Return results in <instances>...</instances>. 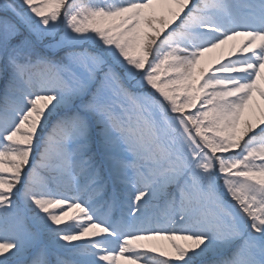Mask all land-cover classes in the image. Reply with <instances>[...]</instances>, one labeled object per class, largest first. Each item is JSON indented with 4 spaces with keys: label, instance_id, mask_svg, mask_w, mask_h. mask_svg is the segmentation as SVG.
<instances>
[{
    "label": "snow or ice",
    "instance_id": "6c2138e0",
    "mask_svg": "<svg viewBox=\"0 0 264 264\" xmlns=\"http://www.w3.org/2000/svg\"><path fill=\"white\" fill-rule=\"evenodd\" d=\"M0 264H264V0H0Z\"/></svg>",
    "mask_w": 264,
    "mask_h": 264
},
{
    "label": "rangeland",
    "instance_id": "374dc122",
    "mask_svg": "<svg viewBox=\"0 0 264 264\" xmlns=\"http://www.w3.org/2000/svg\"><path fill=\"white\" fill-rule=\"evenodd\" d=\"M225 47H227V46H225ZM216 55H217L216 52L208 53V54H206V60H208L209 58H213V57H215Z\"/></svg>",
    "mask_w": 264,
    "mask_h": 264
}]
</instances>
